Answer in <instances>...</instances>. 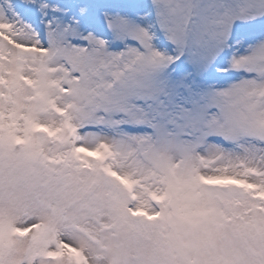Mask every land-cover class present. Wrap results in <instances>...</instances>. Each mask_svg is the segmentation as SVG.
I'll use <instances>...</instances> for the list:
<instances>
[{
  "label": "snow or ice",
  "instance_id": "6c2138e0",
  "mask_svg": "<svg viewBox=\"0 0 264 264\" xmlns=\"http://www.w3.org/2000/svg\"><path fill=\"white\" fill-rule=\"evenodd\" d=\"M0 264H264V0H0Z\"/></svg>",
  "mask_w": 264,
  "mask_h": 264
}]
</instances>
